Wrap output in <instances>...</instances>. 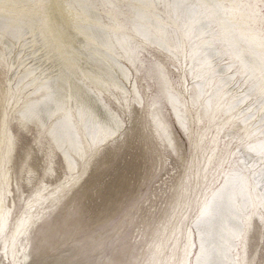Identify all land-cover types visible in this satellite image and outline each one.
<instances>
[{
  "label": "rangeland",
  "instance_id": "obj_1",
  "mask_svg": "<svg viewBox=\"0 0 264 264\" xmlns=\"http://www.w3.org/2000/svg\"><path fill=\"white\" fill-rule=\"evenodd\" d=\"M251 2L259 3V0ZM168 3L175 4L154 0L149 8L167 22L166 29L176 28L177 19L184 20L185 17H195L198 22L192 35L185 40L184 36L181 38L179 61L170 42L174 33L169 34L163 47L133 38L131 57L121 59L128 70V78L123 81L128 92L112 87L102 94L104 103L122 122V128L115 136L98 141L95 150L93 142H86V155H75L72 168L67 166L47 127L36 121L21 120L18 110L14 111L16 105L42 93L33 94L34 85L19 83L30 67L42 68L43 57L36 50L37 45L29 34L18 38L0 36V135L5 116V130L11 134L13 142L10 205L14 219L24 211L27 199L43 190V185H47L42 192L44 196L54 193L53 198L38 207L35 213L40 214L39 221L19 243L20 255L24 248L26 257H20V264H138V261L147 264L153 258L157 261L180 258L183 244L178 253H173L168 244L173 233L178 240L185 238L181 235L182 223L192 227L195 247L191 249L189 259L192 260L198 251L194 224L199 208L205 198L218 189L217 184L224 183L215 175V169L207 173L204 169L209 168V160L215 163L216 153L226 152L225 144L230 146L245 128L239 120H232V115H238L247 103L251 112L246 109V113L258 117V104L253 101H258L263 87L255 83L254 73L240 68V55L228 42L214 41L218 53L204 61L207 44H202L203 40L210 41L219 33L214 12L199 8L181 10ZM128 4L140 8L134 0L119 3ZM156 4L165 7L157 8ZM199 4L204 3L187 0L185 5ZM120 15L124 21L133 16L127 11ZM254 25L261 34L257 18ZM196 45L199 50L194 54L192 48ZM153 67H162L164 76L151 71ZM39 74L34 73L32 78L36 79ZM227 76H232L233 80L223 84L221 79ZM165 80L168 81L167 88ZM173 80L176 84L171 83ZM181 84L191 97L196 98L197 113L204 115L197 126L199 134L195 140L171 122L175 110H172L173 102L168 94L178 95ZM251 84L255 87L248 91ZM197 85L201 86L200 96L196 94ZM149 89L154 90L155 104H146L142 108L139 101L147 98ZM223 89L231 93L227 104H222ZM241 95H244V101L236 106L235 112L226 121L218 123V111L227 110L231 100ZM182 101L183 96H180L177 108L183 107ZM165 102L167 107H164ZM69 108L74 123L80 124L74 105ZM162 108L165 115L170 113L168 126L158 122ZM228 122L231 123L226 130L223 125ZM254 123L259 124L258 119ZM191 131L190 127L189 133ZM256 140L258 137L253 139ZM196 143L200 144L199 152L193 147ZM237 148L241 160L249 165L258 162L257 153L238 143ZM49 168L50 174H46ZM244 188L249 197L250 193L254 196L260 191L257 188L249 192L247 187ZM44 209L47 212L43 214ZM246 247L250 260L264 264V223L259 215L250 222ZM165 249L167 255H164ZM0 264H8L1 255Z\"/></svg>",
  "mask_w": 264,
  "mask_h": 264
},
{
  "label": "bare ground",
  "instance_id": "obj_2",
  "mask_svg": "<svg viewBox=\"0 0 264 264\" xmlns=\"http://www.w3.org/2000/svg\"><path fill=\"white\" fill-rule=\"evenodd\" d=\"M120 1L125 0H107V2L115 4L116 2L119 4ZM153 1L149 0V3L153 4ZM158 1L163 3L171 1L175 4L185 5L187 0ZM199 1L209 5L241 3L239 0ZM75 2L79 3L81 0H75ZM94 2L103 4L105 0H94ZM65 3L66 0H0V36L7 35L18 38L29 34L32 38L31 41L37 45L36 50L43 57L42 68L39 70V67H30L21 76L19 83L34 85L36 90L33 94H38L41 91L42 93L38 97L16 105L14 111L18 110V117L21 120L36 121L41 126L47 127L51 139L61 150L67 166L72 168L75 165V155H86V142L91 141L93 144H97L98 141L102 142L110 137L106 135V132L115 128L118 117L104 103L102 94L112 87L114 89L121 88L124 92H128L123 86V81L128 78V70L121 59L131 57V40L133 38L143 40L145 34L142 30L143 21L135 16H132L127 24H124V20L116 15L114 10L96 7L90 11H80L65 8ZM170 4L168 3V5ZM180 9L186 10L187 8L180 7ZM145 11L163 29L167 28V22L161 17L155 16L149 8H141V14ZM211 11L215 13L219 33L211 37L210 41L203 40L202 44H207L206 55L203 57L204 61L206 62L218 53L214 41L228 42L240 55V68L254 73L255 83L260 84L264 91V45L261 43L258 27L254 25L256 18H252V27H249V14L242 10L215 9ZM110 20L115 21V23H109ZM197 23L196 20L188 23L191 31L187 35H183L184 40L193 34ZM5 25L18 28L20 31L16 34L5 33L3 31ZM82 26L103 28L105 32L112 33L110 41L113 45L112 49L100 46L90 33L81 30ZM85 44L93 45L97 51L86 52ZM197 47L196 45L192 48L194 54L199 50ZM104 53H108V55L105 56ZM36 72L40 73L39 76L37 75V81L32 78ZM66 72L70 74L71 87L82 97L81 107L87 109L84 114L76 111V115L80 119L78 125L74 123L70 108L67 110V115L60 113L56 118H50L48 115L50 109L54 110L56 103L48 82L53 79L54 74L63 75ZM38 78L40 79L38 80ZM231 80H233L232 76H227L222 78L221 82L226 84ZM254 87L255 84H251L248 91ZM196 91V94L200 96V85H197ZM243 101L244 95H241L238 99L231 100L230 104L238 106ZM171 102L173 101L171 100ZM71 104L76 110L75 100L71 101ZM33 112L39 113L38 119L32 117ZM5 118L3 116L0 135V255L5 263L20 264V257L23 256L24 259L26 257L24 248H21L20 255L19 243L27 238L29 230L39 221L40 214L35 213L38 207L53 198L54 193L44 196L42 192L47 185H43V190H38L31 198L27 199L24 211L14 219L12 205H10L12 193L10 189V163L13 142L11 134L5 130ZM121 128L122 122L119 131ZM252 142L258 143V140ZM244 147L248 150L246 146ZM223 186L224 183L220 187ZM244 187L238 177L233 176L229 179L228 186L223 192H220V188H218L211 193L209 198L213 193H219L216 196L213 213L202 219L198 228L194 224L198 239V251L192 256V264H196L199 256L202 235L206 246L214 250L213 259L218 264H228L230 260L234 259L231 250V234L239 223L240 216L238 213L252 196L250 193L249 197ZM46 212L45 209L42 210L43 214ZM6 248L7 254H5ZM189 256L184 257L182 250L179 259H189Z\"/></svg>",
  "mask_w": 264,
  "mask_h": 264
},
{
  "label": "snow or ice",
  "instance_id": "obj_3",
  "mask_svg": "<svg viewBox=\"0 0 264 264\" xmlns=\"http://www.w3.org/2000/svg\"><path fill=\"white\" fill-rule=\"evenodd\" d=\"M137 3L140 4V8L136 7V4H128V5H119L115 3H110L105 0V3L98 4L95 3L94 0H81V2L77 3L75 0H66L64 4L65 8L68 9H77L80 11H90L96 7H103L105 9L114 10L119 16L123 12H131L133 16L143 21L142 30L145 34V39L150 43L159 45L163 47L164 41L168 39L170 33H174V39L170 42L174 45L176 49V60L179 61L180 57L178 55L181 50V38L183 35H187L191 30L187 26V22L195 21V17H185L184 20L177 19V27L163 29L155 20H153L152 16L147 12H143L141 14L142 9H148L152 7L149 3V0H136ZM155 7L162 8L164 5L156 4ZM173 8H199L203 10H242L249 14L248 16V26L252 27L251 20L253 17L257 18L259 21V26L261 28V43L264 45V0H259V3H252L249 0L248 3H236V4H199V5H170ZM109 23H115V21L110 20ZM124 24H127L128 21H123ZM81 30L85 33H90L92 38L99 43L102 47H107L108 49H112L113 45L110 42L112 33H107L103 28H92L91 26H82ZM5 33L12 32L16 34L20 29L12 28L10 25H5L3 28ZM84 49L86 52L97 51V49L93 48L91 44H85ZM105 56L108 53H104ZM111 58V57H109ZM133 64L136 68H139L140 65L133 60ZM154 73L158 72V74L163 77L164 69L162 67L151 69ZM179 71V69H177ZM71 77L69 73H64L63 75L56 73L51 81L48 82L49 87L51 88L52 95L55 98V108L54 110H49V117L56 118L60 113H65L67 115V110L70 107L71 101L75 100L77 104V112L84 114L87 109L81 107L82 97L71 87ZM172 84H176V81L173 80ZM165 88L168 87V81H164ZM225 92V97L222 100V104H227L228 96L231 95L227 89H223ZM169 99L173 101V109L175 110V118L171 120L172 124L178 125L186 135H191L192 139L195 140L198 136V124L204 119L203 113H197V100L194 97H191V94L188 93L183 85L181 84L179 88V94L174 95L172 93L168 94ZM180 96H183V107L177 108V104L180 102ZM191 97V98H190ZM140 106L142 108L145 107L146 104L154 105V90L149 89L147 94V98L140 100ZM84 103V102H83ZM253 103L258 104L259 115L249 116L246 113L251 112V109L247 108V103L240 108V112L238 115H232L235 112L236 105L229 104L227 110H220L216 114L217 122L219 123L221 120H227L229 115H232V120H239L240 123L245 125V128L239 133L235 141L229 146L227 143L225 144L226 152H217V160L213 163L209 160V168H205V172L207 173L210 169H215V175L221 177L224 182V186L221 188L219 184H217V188H220V192H223L227 186L229 179L233 176H237L238 179L242 182L243 186L247 187L249 192H254L255 189L259 188L260 191L258 194L251 196L249 200L242 206L238 215L240 216L239 223L235 226L232 232V252L234 254V259L230 260L228 264H255L254 260H250L247 254V233L250 228L251 220L259 215V219L261 223H264V91L261 92L258 101H253ZM85 104V103H84ZM211 106V105H209ZM164 107H167V103H164ZM189 113L191 114V124H189ZM32 117L34 119L39 118V113L33 112ZM169 115H165L163 108L160 112L159 121L164 126H168L169 123ZM258 119L259 124L254 123ZM228 122L224 124V128L227 130L229 127ZM121 126L120 119L116 120V125L114 129H109L106 132L107 136L113 137L119 131ZM191 127L192 131L189 133V128ZM169 131V128H168ZM219 132V129L217 130ZM258 137V143H253V139ZM103 142V141H102ZM237 143L241 146H246L249 151H253L257 153L258 162L249 165L246 161L241 160L239 158V148H237ZM98 147L95 143L93 144V150ZM195 150L199 152L200 144L196 143L193 145ZM236 151H233V149ZM83 154V153H81ZM208 159V157H205ZM218 165V167H217ZM239 170V171H237ZM46 174H50V168L48 169ZM215 179V176L213 177ZM219 193H213L211 198H205L202 207L199 208V216L195 222L196 227H199V222L210 216L213 213L216 196ZM192 227L189 224L182 223L181 225V235L185 238L183 240H178L175 233H173L172 241H169L168 248L172 250L173 253L179 252L180 244H183V255L184 257L189 256V250L195 245L191 240ZM175 242V243H174ZM163 247V245H161ZM241 251H243V256H241ZM5 254H7V248L5 249ZM168 251L165 249L164 255H167ZM215 254L213 249H209L206 246L204 236H201V244H200V253L197 257L196 264H218L216 260L213 259V255ZM138 264H145L144 261H138ZM147 264H192L190 259H179L178 256L165 261L161 259L160 261L155 260L154 258L149 260Z\"/></svg>",
  "mask_w": 264,
  "mask_h": 264
}]
</instances>
